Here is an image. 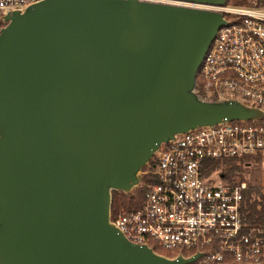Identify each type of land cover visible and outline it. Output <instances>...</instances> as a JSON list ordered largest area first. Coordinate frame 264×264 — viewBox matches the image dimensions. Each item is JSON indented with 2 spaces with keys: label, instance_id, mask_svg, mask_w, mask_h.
I'll return each mask as SVG.
<instances>
[{
  "label": "water",
  "instance_id": "1",
  "mask_svg": "<svg viewBox=\"0 0 264 264\" xmlns=\"http://www.w3.org/2000/svg\"><path fill=\"white\" fill-rule=\"evenodd\" d=\"M226 0H40L0 28V264H191L109 220L163 142L264 119L204 100L196 72ZM241 264H264L241 263Z\"/></svg>",
  "mask_w": 264,
  "mask_h": 264
},
{
  "label": "built area",
  "instance_id": "2",
  "mask_svg": "<svg viewBox=\"0 0 264 264\" xmlns=\"http://www.w3.org/2000/svg\"><path fill=\"white\" fill-rule=\"evenodd\" d=\"M38 1L0 0V21ZM197 6L219 11L224 23L196 72V94L204 100L237 98L264 109V0ZM261 120L201 125L163 142L152 168L142 171L153 181L143 184L140 205L120 208L114 217L110 209L109 220L131 242L166 257L201 253L197 264L263 262L264 226L248 224L243 216L248 182L228 180L221 168L209 170L207 163L264 155Z\"/></svg>",
  "mask_w": 264,
  "mask_h": 264
},
{
  "label": "trees",
  "instance_id": "3",
  "mask_svg": "<svg viewBox=\"0 0 264 264\" xmlns=\"http://www.w3.org/2000/svg\"><path fill=\"white\" fill-rule=\"evenodd\" d=\"M3 23L0 21V25ZM264 122V120H261ZM245 158L241 159H226L223 161L219 160H211L208 161L209 170H214L221 168V174L224 175L228 180L236 179V172L240 175L242 172V166L240 168L239 165H245ZM149 169L152 168L153 161L151 160L148 164ZM145 167V166H144ZM143 167V168H144ZM239 180H242L240 178ZM153 178L148 175H143L142 184L133 188L128 194H124L120 191L112 192V200H111V215H114L118 212L120 208L126 209H135L137 208L142 200L143 191H144V183L151 182ZM249 188L244 192V202H243V216L244 220L248 224L254 225H262L264 226V194L260 191V189L248 183ZM191 264H197L193 262Z\"/></svg>",
  "mask_w": 264,
  "mask_h": 264
},
{
  "label": "rangeland",
  "instance_id": "4",
  "mask_svg": "<svg viewBox=\"0 0 264 264\" xmlns=\"http://www.w3.org/2000/svg\"><path fill=\"white\" fill-rule=\"evenodd\" d=\"M3 25L4 24L0 25V28ZM246 160H248L247 164L239 165L240 168L242 166V172L240 175L236 172L235 175L236 179H240V178L244 179L251 185L257 186L260 189V191L264 194V155L247 157ZM147 166L148 165H145V167L142 169L143 172L149 169V167ZM142 171L141 173H143ZM184 253L187 254V252Z\"/></svg>",
  "mask_w": 264,
  "mask_h": 264
}]
</instances>
